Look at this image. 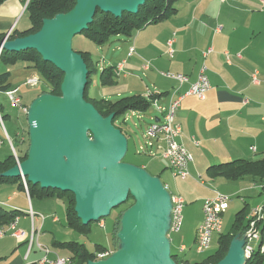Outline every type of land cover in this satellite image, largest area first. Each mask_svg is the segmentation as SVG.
Wrapping results in <instances>:
<instances>
[{"label":"crops","instance_id":"obj_1","mask_svg":"<svg viewBox=\"0 0 264 264\" xmlns=\"http://www.w3.org/2000/svg\"><path fill=\"white\" fill-rule=\"evenodd\" d=\"M263 4L264 0H180L177 5L178 12L167 20L147 26L132 38H116L119 41L116 45L119 55L112 58L109 66L106 65L114 67L116 72L117 66L126 61L123 70L116 72L118 79L115 84L103 87L102 100L112 101L113 97H118L116 100H119L124 96L145 97L148 83L151 82L154 90L152 94L159 95L157 100L162 107L168 106L173 93L178 97L186 93L190 87L189 83L180 85L177 81L163 76V73L184 74L189 77L190 83H193L197 80L201 67L204 64L207 66L211 88L205 100L192 95L186 96L175 116V123L182 128L178 142L194 160L189 165L190 176L182 181L189 180L193 187H197L195 183L197 176L202 178V174H205L211 184L207 187V183L202 181L201 185L208 189L204 190L203 197H196L201 200L202 214L198 227L204 217L203 202L214 197L217 192L232 199L249 190L256 196L253 208L264 206V180L247 176L234 181L213 177L208 173V169L214 165L240 159L256 161L264 158ZM26 14L22 0H7L1 4L0 35L7 36L14 30L20 32L28 30V27H21ZM169 42L173 43L172 57L168 54ZM132 46L135 48V54L129 57V49ZM211 48L213 52L205 56L204 54ZM226 53L229 54V60ZM146 62L151 66L148 70L143 69ZM26 66L28 67L27 64ZM6 72L10 70H0V74ZM254 75L256 82L253 80ZM90 97L96 99L92 86ZM21 101L23 106L28 107L22 98ZM151 109L155 112L153 119L159 120L162 115L153 107ZM161 148L162 144L159 145V153L162 152ZM252 148H255L256 152ZM259 154L260 157H256ZM160 159L169 167L167 160L162 156ZM158 166L160 165L152 169L156 177L161 179L162 170ZM54 200L30 198L28 190L23 191L20 185L15 183L0 184V204L8 210L23 213L19 217L16 229L25 233L24 238L17 239L13 236V230L9 228L10 224L4 226L7 233L0 239V264L37 262L45 256L39 245L50 250L49 258L53 259L57 255L71 256L69 250L58 247L56 243L79 242L68 240L69 235L66 233L61 232L63 236L60 237L57 225L61 220L57 213H53L52 210L47 211L50 214L48 216L43 213L45 208H51L50 205L53 203L50 201ZM242 201L244 206L240 211L246 209L249 220L253 212L249 211L247 201ZM229 208L230 205L227 210ZM30 212L36 214L33 222ZM184 220L185 218L183 224ZM33 224L38 231L34 234L30 248ZM173 235L176 234L168 236L170 241ZM262 240L252 248L259 249ZM181 247L186 248L182 245L173 254L184 257L188 249L182 253Z\"/></svg>","mask_w":264,"mask_h":264},{"label":"water","instance_id":"obj_2","mask_svg":"<svg viewBox=\"0 0 264 264\" xmlns=\"http://www.w3.org/2000/svg\"><path fill=\"white\" fill-rule=\"evenodd\" d=\"M147 0H76L66 14L43 22L35 34L0 44L1 50H35L64 74L61 96L43 94L27 113L30 145L27 159L6 177H26L41 189L69 192L83 225L98 222L131 196L135 203L121 218L120 247L111 257L87 264H176L168 233L171 194L161 179L144 168L121 163L128 139L85 100L89 71L72 43L92 24L98 10L120 17L137 13ZM159 121V120H157ZM245 236L236 235L218 264H246Z\"/></svg>","mask_w":264,"mask_h":264},{"label":"trees","instance_id":"obj_3","mask_svg":"<svg viewBox=\"0 0 264 264\" xmlns=\"http://www.w3.org/2000/svg\"><path fill=\"white\" fill-rule=\"evenodd\" d=\"M6 1L7 0H0V5ZM179 1L180 0H147L143 6L139 7L137 13L133 14L124 12L120 17H115L111 13H106L98 10L92 24L89 25V27L84 30L82 34L98 46H104L108 44L114 37L132 38L137 32L143 30L147 26L163 22L172 15H175L178 12L177 5L179 4ZM22 3L25 6L26 13L29 16L31 27L28 30L21 32L18 30H14L8 39L9 41H13L18 38H23L39 32L43 26L44 20L52 19L59 14H66L73 10L76 6V0H22ZM6 38V35H0V44ZM79 53L82 54V57L89 71L88 84L84 94L85 100L91 103L99 112V114L104 118L115 114L116 118L113 121L114 125L116 123V120L121 115L126 114L127 111H148L150 108H152L153 102L159 99L157 98L159 97V95L155 94H151L148 99L142 96H130L121 98L115 102L106 100L98 101L97 99H92L90 97V87L92 84V77L95 73H97V62L93 59L91 53ZM19 62L26 63L28 65V68L36 69L47 82L51 94L54 96H61V86L64 80V74L53 64L44 61L37 51L27 50L21 52H12L8 50H1L0 65L3 64L4 66H14ZM10 77V72L0 74L1 93H5L6 91L13 89L12 84L9 83ZM116 79H118V76L115 72L114 67L104 68L100 76L101 86H111L115 84ZM43 94H45V91L43 93H40L38 96H41ZM1 107L2 105H0V110L2 111ZM2 117L4 120L7 116L2 115ZM151 119H153V117ZM153 121L154 119L152 120V123ZM115 127L120 129L116 125ZM120 130L122 131V129ZM27 138L28 142V130ZM28 151L29 149H27L22 156L19 155V159L22 161L26 160ZM125 160L126 158H124L123 161ZM16 162L17 161L13 155L9 156L3 161H0V184L15 183L20 185L21 189L25 191V186L21 178L4 176L5 173L16 166ZM132 165L142 168V166L139 165ZM208 173L213 177H222L234 181L247 176H250L254 179L264 180V158L256 161L240 159L228 163L214 165L208 169ZM27 187L30 198L36 197L39 199H53L55 197L64 198L66 196L68 200V208L66 210L68 227L84 236H88L92 232V227L96 223L92 222L88 225H83L82 221L78 218L75 211V196L73 194L69 192H62L60 190L41 189L40 186H34L28 181ZM128 199L132 200V197L129 196ZM22 214V212H19L17 210H8L0 204V228H5L4 226L9 224L11 225ZM121 217L122 216L120 215L115 221L113 234L117 235L120 230ZM105 219L106 218L101 219L99 222ZM251 220L252 217L247 220L246 209L243 208L241 211H239L235 216L232 230L225 235L221 233L218 241V250L213 255H210L208 258H206L204 261L194 264H218L220 261H222L226 257L230 244L235 236L238 234L244 236L250 226ZM257 228L261 229L262 233L264 232L262 226H258ZM116 235L114 236V238L116 237ZM56 245L71 252V256L69 257L74 264H86L89 261L97 259V253H105L108 250V248L106 247L97 245L96 251L90 252L84 247V245L77 242H58L56 243ZM172 258L176 262V264H193L189 263L187 259L181 257L178 254L172 253ZM246 264H264V251H261L260 248L257 250L254 249L251 256L247 259Z\"/></svg>","mask_w":264,"mask_h":264},{"label":"rangeland","instance_id":"obj_4","mask_svg":"<svg viewBox=\"0 0 264 264\" xmlns=\"http://www.w3.org/2000/svg\"><path fill=\"white\" fill-rule=\"evenodd\" d=\"M21 27H28V28L31 27V22L29 20L28 14H26V16L22 19ZM5 40L3 41V43L7 42ZM117 44H119V41L115 37L112 38L111 41L104 46L96 45L94 42L87 39L83 34L76 35L73 39L72 46L74 51L89 52L92 54L93 58L97 62V73H95L92 77L91 86L93 93L98 101L103 99V92H102L103 86H101L100 83V76L103 69L107 68V66L110 65L112 58H114V56L115 58L118 57L119 52L118 50L116 51ZM7 69L10 70V72L12 73L10 83L12 84L13 89L17 88L19 90V94L21 98L26 102V105H28V110L31 104L33 103V101L36 99L37 95H39L40 93H43L45 91V94L52 95L49 86L47 82L44 80V78L38 73L36 69L28 68L26 66V63L19 62L14 66H4L3 64L0 65L1 71L3 70L6 71ZM166 73L174 74L168 72ZM34 77H36L39 80L38 84L27 86L26 82ZM142 79H144V77H142ZM152 87L153 86L151 82L150 84L148 83V89L146 90L145 98L148 99L150 94H152V91H154ZM126 97L127 96H124L123 98ZM117 98L113 97L112 101L116 100ZM0 105H2L1 107L2 115L3 116L7 115V117H5L4 119V124L8 134L10 135L14 149L17 152L18 156L19 155L22 156L23 153H25V151L29 149V145H30V136L28 141L29 143L27 142L28 139L27 130L29 135V126L27 120L28 112L25 113L21 110V108L12 107L10 105L8 98L1 92H0ZM152 107L155 110L154 102L152 104ZM154 115L155 112L151 108L145 112L138 110L137 111L130 110L127 111L126 114L121 115L116 120L115 125L120 129H122L123 133L126 134L129 141V150L127 156L125 157L126 160L122 161L121 163H130V164L143 166L145 167L144 169L153 176L156 175H155V171L152 168L157 165H160L158 166V168L162 170L161 181L164 184V186L168 187L169 193L173 196L180 195L183 198H185V200L187 201V204L184 208L185 220H184L183 228L180 233L173 235L171 237V251L172 253H175L180 246L184 245L188 249L184 254L185 259L189 260L190 263L193 264L197 262H202L210 255H213L218 250L219 247L218 245L219 234L215 235L213 243L211 245V249L204 253H198L196 251V244L194 243L196 229L202 218V214L200 211L201 200L197 199L196 197H203L204 190L208 189L207 187H209L211 184L205 174H202L203 175L202 178H199L197 176V179L195 180L197 187H193V185L189 183L191 182L189 180L182 181V179L180 178H174L173 171L170 168V165L169 167L168 166L166 167L167 163L165 164V161L163 159H160L162 156V152L159 153L158 150H159V145L160 144L163 145L162 141L161 140L157 141L155 139H150V140L146 139L148 130L150 129V125H152L151 118ZM0 139L4 141V144L0 145V161H2L3 159H6L11 155L14 156V151L10 143L8 142L1 126H0ZM148 142H151L153 144V146L151 147V152L153 156H150L142 151V147L147 146ZM256 157L259 158L260 154L259 156ZM22 162H23L22 160L20 162H16V166H20ZM26 181H28L27 178ZM202 181L204 183H207L206 185L207 187L201 185ZM255 198L256 196L253 195V192L249 190L244 193L238 194V196L232 197L230 208L223 216L224 218H223L222 234L224 235L228 234L232 230L233 223L235 221V216L238 213V211H240V209L244 206L242 200L247 201L249 211L253 212V210L255 209L253 208L255 205L254 204ZM53 199L55 200L50 201L53 203L50 205L51 208L50 207L45 208V212L43 213H45V216H48L50 214H48L47 211L52 210L53 213H57L59 215L61 221L60 223H58L57 228L59 229L60 233L62 232L69 235V236L66 235L68 240L78 241L80 244L85 245L84 247L88 249L90 252H95L97 245H101L103 247L108 248V250L106 251L108 252V256L105 259L111 257L115 252L119 250L120 241L118 240L117 235L113 234L115 221L120 215L122 216L125 211H127L130 207L134 205L135 201L133 198H132L133 201L127 199L125 204L112 210L111 215L108 216L105 220H102L101 222L98 221L99 223L95 222L96 224L93 225L92 232L88 236L81 235L80 233L68 227L67 219H66V210L68 208L67 197L66 196L64 198L55 197ZM75 207H76V198H75ZM99 224L102 226H100ZM261 226L264 229V225ZM62 233L60 236L61 238L63 236ZM115 235L116 237L114 238ZM260 242H261L260 250H262L264 249V240ZM256 244L257 241H253L251 243L253 247ZM92 261L97 262L98 260L94 259Z\"/></svg>","mask_w":264,"mask_h":264},{"label":"built area","instance_id":"obj_5","mask_svg":"<svg viewBox=\"0 0 264 264\" xmlns=\"http://www.w3.org/2000/svg\"><path fill=\"white\" fill-rule=\"evenodd\" d=\"M264 5V4H263ZM173 43H168V54L172 57L174 51L172 48ZM213 52V48L209 49L204 55L207 56L209 53ZM1 53V50H0ZM135 54V48L132 46L129 49V57ZM227 60H229V54L226 53ZM126 61L121 62L117 68L116 72H121L124 68ZM150 63L146 62L143 65V69L148 70L150 68ZM163 76L166 78L177 81L180 85H184L186 83L190 84L189 90L175 97L173 93L171 95L168 106L162 107L158 104V100L154 101L155 110L162 115L159 121L154 120L150 129L148 130V134L146 139L154 138L161 140L162 145V157L168 161L170 168L173 171V175L176 178H180L182 180H186L190 176L189 165L193 161L192 155L186 150V148L178 142V138L181 135L182 128L180 125L175 123L176 112L181 106L183 99L186 96H195L200 100H205L206 94L211 88L210 81L207 75V66L204 64L198 74V78L195 82L190 83V79L187 75L183 74H167L163 73ZM254 82H256V76H253ZM36 78L29 79L26 82L27 86L36 85ZM5 96L8 98L10 105L14 108H21V110L25 113L28 112V107L22 105L21 97L19 95V90L11 89L6 91ZM151 95V94H150ZM150 97V96H149ZM153 120V119H152ZM0 126L3 129L5 136L10 143V136L7 132L6 127H4L3 121L0 118ZM150 140V139H149ZM4 141L0 139V145H3ZM153 144L151 142L147 143V146L142 147V151L146 154L153 156L151 152V147ZM254 152H256L255 148H252ZM168 190V187L165 186ZM172 201V210H171V224L168 236L170 234H178L183 227V219H184V208L186 205L185 199L180 196L171 195ZM232 199L230 196L215 193L214 197L207 198L203 203V221L198 227L196 233V251L198 253H204L211 249V245L213 242V237L215 234H220L223 226V214L229 207ZM30 216L32 218V222L34 221L36 214L30 212ZM42 219L43 216L40 215ZM19 218H17L18 223ZM264 222V207H256L253 210L252 220L248 230L245 233L246 244L244 247L245 256L249 258L251 254L252 245L251 243L255 241L257 227L263 225ZM17 226V225H16ZM16 226L12 228L13 236L17 239L24 238L25 233L23 231L17 230ZM38 231L33 224L32 238L30 242V248L32 246V242L34 240V234ZM7 231L4 232L3 235L0 236V239L6 236ZM39 249L45 253V256L34 263L29 264H66V262H73L70 257L67 256H59L57 255L55 258H49L48 255L51 253L50 250L46 247L39 245ZM186 248L181 247L180 251L185 252ZM102 254V260H104L108 253H97ZM74 264V263H73Z\"/></svg>","mask_w":264,"mask_h":264},{"label":"bare ground","instance_id":"obj_6","mask_svg":"<svg viewBox=\"0 0 264 264\" xmlns=\"http://www.w3.org/2000/svg\"><path fill=\"white\" fill-rule=\"evenodd\" d=\"M11 33H12V32H10L9 34H7V38H6L5 41H8V39H9ZM36 81H37V84H38V81H39V80H38L37 78H36ZM39 85H40V83H39ZM0 118L2 119L3 124H4V120H3V117H2L1 110H0ZM4 127H5V124H4ZM10 145H11V147L13 148L14 156H15V158L17 159V162H20L21 160L19 159V157H18V155H17V152H16L15 149H14V146H13V144H12V140H11V138H10ZM22 181H23V184H24L25 189H26V191H27V181H26V178H25V177H22ZM16 224H17V219H16V221H14L11 225H9V228H10V229L14 228V227L16 226ZM4 232H5V228H0V236L3 235ZM261 239L264 240V232L262 233L261 229L257 228V233H256L255 241H259V240H261ZM253 251H254V249L252 248V249H251V254L253 253ZM105 253H108V252H105ZM251 254H250V256H251ZM250 256H249V257H250ZM247 259H248V258H247ZM95 260H96V259H95ZM97 260H98V261H101V260H102V254H98V255H97ZM66 264H73V263H72V262H66Z\"/></svg>","mask_w":264,"mask_h":264}]
</instances>
